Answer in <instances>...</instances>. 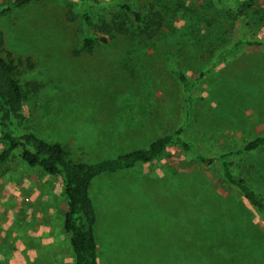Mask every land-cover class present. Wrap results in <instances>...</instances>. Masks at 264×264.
I'll return each mask as SVG.
<instances>
[{"label": "rangeland", "instance_id": "1", "mask_svg": "<svg viewBox=\"0 0 264 264\" xmlns=\"http://www.w3.org/2000/svg\"><path fill=\"white\" fill-rule=\"evenodd\" d=\"M10 1L0 0V8ZM103 1L143 14L152 7L172 25L152 39L115 35L74 56L84 36L77 0H45L0 17L5 51L24 61L16 79L24 92L37 88L24 101L27 131L59 142L76 162L144 148L182 125L173 64L193 79L237 40H264V0ZM109 10L96 9V18ZM196 96L182 136L206 156L263 135L264 47L227 57ZM233 169L264 195V149L237 157ZM90 197L99 264H264V218L223 181L216 163L169 148L151 163L95 178ZM65 212L61 179L29 168L15 152L0 179V264H74ZM194 232L218 237L207 261Z\"/></svg>", "mask_w": 264, "mask_h": 264}, {"label": "trees", "instance_id": "2", "mask_svg": "<svg viewBox=\"0 0 264 264\" xmlns=\"http://www.w3.org/2000/svg\"><path fill=\"white\" fill-rule=\"evenodd\" d=\"M43 1L45 0H12L0 8V17L12 10ZM77 1L81 8L84 36L78 50L74 51V56L81 53L90 54L96 45L107 44L115 35L131 32L152 39L162 29H168L172 25L171 21H166L165 17L152 7L143 14L121 2L109 5L103 0ZM111 6L118 12L113 18L112 11L109 10ZM96 9L109 10L110 13L106 17L96 18ZM129 23L133 24L132 27ZM242 47H264V40H237L231 47L220 50L214 61L200 70L193 79L187 77L177 65L173 64V73L181 83L184 94L182 125L171 133L155 139L144 148L94 163H85L69 158L59 142L43 140L27 131L24 101L26 95L35 92L37 88L35 84H29L28 92L23 91L16 76L18 66H22L24 61H14L11 54L5 51L3 35L0 32V179L10 172L15 152L19 153L21 161L29 168H35L41 174L61 179L66 202L64 230L70 236L74 264H99L100 254L95 234L96 211L90 197V186L95 178L151 163L169 148L188 154L205 166L216 163L223 181L237 191L246 203L264 218V195L245 178L237 175L233 169V162L237 157L264 149V134L255 136L234 150L214 157L206 156L196 145L182 136L184 127L192 119L195 103L201 100L196 96V90L202 79ZM2 52H6V58L1 57ZM26 62L32 67L29 60ZM217 239L215 234L204 237L194 232L193 240L198 244L196 250L201 251L204 260L207 261L206 258L212 256L213 251L215 252L216 249L208 248Z\"/></svg>", "mask_w": 264, "mask_h": 264}]
</instances>
